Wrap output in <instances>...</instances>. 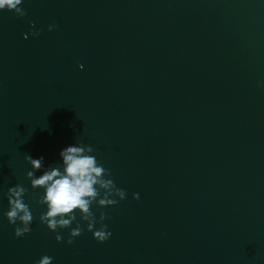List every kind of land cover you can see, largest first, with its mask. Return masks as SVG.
<instances>
[{
	"label": "water",
	"instance_id": "water-1",
	"mask_svg": "<svg viewBox=\"0 0 264 264\" xmlns=\"http://www.w3.org/2000/svg\"><path fill=\"white\" fill-rule=\"evenodd\" d=\"M21 7L0 11V264H264V0ZM81 141L127 198L92 206L107 241L81 221L69 245L39 221L25 156L62 170ZM16 184L34 217L23 238L4 215Z\"/></svg>",
	"mask_w": 264,
	"mask_h": 264
},
{
	"label": "clouds",
	"instance_id": "clouds-1",
	"mask_svg": "<svg viewBox=\"0 0 264 264\" xmlns=\"http://www.w3.org/2000/svg\"><path fill=\"white\" fill-rule=\"evenodd\" d=\"M22 4L23 0H0V11L13 12L22 18L27 15L21 7ZM31 27L35 29L34 22ZM56 27L55 23L49 24L48 31L51 32ZM40 34V30L31 32L33 37ZM24 38L27 39L28 34ZM258 86L264 87V83ZM94 152L95 149L90 144L82 141L65 147L59 153L62 170L60 166L50 165L45 168L43 157L33 159L31 155L25 156L31 166V170L26 173L31 188L43 190L37 202L46 206L47 210L41 213L39 221L50 231L57 233L55 240L58 243L64 241L58 229H70L66 242L72 245L75 238L84 232L81 221L86 222L87 231L92 232L97 242L107 241L112 235L108 225L104 223L108 216L101 212L97 219L92 206L95 204L98 208L112 207L127 198L126 190L117 187L111 179V171L97 160ZM42 169V175L36 176L35 173ZM27 191L22 184H16L9 187L6 193L9 208L4 215L9 224L15 226L16 238H23L32 231L34 217L30 205L24 199ZM133 199L139 200V193H133ZM73 223L76 224L74 228ZM52 261V257L44 255L35 264H52Z\"/></svg>",
	"mask_w": 264,
	"mask_h": 264
}]
</instances>
